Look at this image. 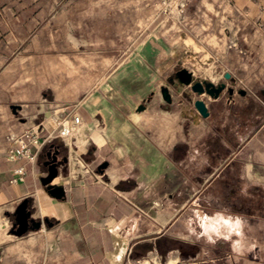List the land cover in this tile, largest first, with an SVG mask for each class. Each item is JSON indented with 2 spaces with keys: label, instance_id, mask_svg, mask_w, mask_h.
I'll return each instance as SVG.
<instances>
[{
  "label": "crops",
  "instance_id": "crops-1",
  "mask_svg": "<svg viewBox=\"0 0 264 264\" xmlns=\"http://www.w3.org/2000/svg\"><path fill=\"white\" fill-rule=\"evenodd\" d=\"M3 1L15 16L17 0ZM24 1L32 16L34 0ZM48 1L47 16L59 8ZM159 1L136 16V51L85 75L94 80L87 91L79 81L64 87L63 53L60 62L38 59V30L21 37L0 27V264H264V0H191L179 14L163 13ZM184 56L199 65L179 66ZM180 68L226 88L218 97L194 92ZM70 111L74 134L87 125L85 159L107 166L103 180L62 164L52 182L66 196L57 198L42 177L60 139L34 147V160H11V136L42 123L45 138ZM18 166L23 179L13 181ZM25 198L41 225L18 235Z\"/></svg>",
  "mask_w": 264,
  "mask_h": 264
},
{
  "label": "rangeland",
  "instance_id": "rangeland-1",
  "mask_svg": "<svg viewBox=\"0 0 264 264\" xmlns=\"http://www.w3.org/2000/svg\"><path fill=\"white\" fill-rule=\"evenodd\" d=\"M60 1L58 10L47 16L43 13L48 11L49 1L34 0V13L29 16L25 1L17 0L15 2L16 14L13 16L12 11L3 9L9 2L0 0V27L4 30L6 27L15 26L20 31L17 36L21 37L26 35V29L28 30L29 27H32L33 31L38 30L34 33L33 50L38 59L41 58L42 53H48L50 61L60 62V56L57 53H63L65 59L64 87L70 88L71 83L79 81L82 84V90L87 91L94 80L88 81L83 78L85 75L89 72L99 73L114 69L127 56H131L136 51L138 43L135 31L136 16L144 9L150 10L153 3L152 0H63L60 4ZM11 4L14 3L11 1ZM158 8L165 14H179L178 9L172 6V0H160ZM105 56L113 57L111 65L104 64ZM188 58L184 56L179 66L185 63L199 65L198 61L188 63ZM73 70L80 72L79 78L81 79H72ZM48 90L51 94L52 90L50 88ZM68 113L74 114L75 112ZM74 121L77 122L76 119ZM38 124H41L43 128L42 123L34 126ZM83 126L85 131L82 136L75 134L68 143L60 140L63 153L68 159L62 167L63 169L87 170L95 178L104 180L105 177L100 171L105 168L100 169L101 164L98 168H94L79 149L81 142L87 140V125L83 124ZM45 159H47V153H45ZM146 260L153 263L150 258ZM144 261H130L128 264H150Z\"/></svg>",
  "mask_w": 264,
  "mask_h": 264
},
{
  "label": "water",
  "instance_id": "water-1",
  "mask_svg": "<svg viewBox=\"0 0 264 264\" xmlns=\"http://www.w3.org/2000/svg\"><path fill=\"white\" fill-rule=\"evenodd\" d=\"M176 76L179 81L183 84L191 85L192 90L197 93L207 92L212 97H218L220 93L226 88V83L222 82L215 84L212 81L207 80H196L191 71L187 68H180L176 72ZM225 76L230 77V73H226ZM232 91V90H231ZM162 93L167 101H171V95L169 88L164 86L162 88ZM195 108L199 111L202 116H208L209 111L206 102L203 99H198L194 101ZM144 105H140L139 109H143ZM58 153L51 157L50 153H47V159L44 161L47 167V174L42 177V183L47 187L50 194L57 198H64L66 196L65 189L61 185H56L52 181L59 175L61 170V165L68 162L67 157L63 159L58 158ZM107 163H103L99 166L100 169L105 168ZM32 200L30 198H25L17 207L15 212V224L14 232L18 235H22L28 231L29 228H39L41 225V220L34 219L32 214V208H30Z\"/></svg>",
  "mask_w": 264,
  "mask_h": 264
},
{
  "label": "built area",
  "instance_id": "built-area-1",
  "mask_svg": "<svg viewBox=\"0 0 264 264\" xmlns=\"http://www.w3.org/2000/svg\"><path fill=\"white\" fill-rule=\"evenodd\" d=\"M191 0H172V6L178 9L181 13L183 9ZM232 45L236 46L235 43ZM76 113H67L58 122L57 131L48 132L45 138L41 136L42 126L38 124L37 126H32L28 128L23 134L19 136H11L13 141V146L9 150V158L11 160L26 159L34 160L36 158V151L34 147L42 146L46 141H53L59 138L61 141L68 143L74 137V126H75ZM25 169L23 166H18L14 169L15 176L13 181L22 180Z\"/></svg>",
  "mask_w": 264,
  "mask_h": 264
},
{
  "label": "flooded vegetation",
  "instance_id": "flooded-vegetation-1",
  "mask_svg": "<svg viewBox=\"0 0 264 264\" xmlns=\"http://www.w3.org/2000/svg\"><path fill=\"white\" fill-rule=\"evenodd\" d=\"M48 152L50 153L51 157H54V155L58 153L57 154L58 158L61 159L62 163H63V159L66 158L65 154L63 153L62 147L59 145H54L52 148L47 149L46 153Z\"/></svg>",
  "mask_w": 264,
  "mask_h": 264
},
{
  "label": "bare ground",
  "instance_id": "bare-ground-1",
  "mask_svg": "<svg viewBox=\"0 0 264 264\" xmlns=\"http://www.w3.org/2000/svg\"><path fill=\"white\" fill-rule=\"evenodd\" d=\"M79 124H80L79 122H75L74 128L77 127Z\"/></svg>",
  "mask_w": 264,
  "mask_h": 264
}]
</instances>
